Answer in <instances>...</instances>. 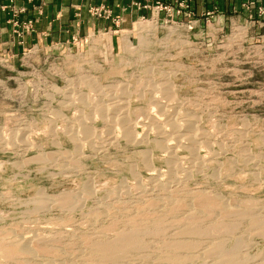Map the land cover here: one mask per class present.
I'll return each mask as SVG.
<instances>
[{
    "label": "rangeland",
    "instance_id": "obj_1",
    "mask_svg": "<svg viewBox=\"0 0 264 264\" xmlns=\"http://www.w3.org/2000/svg\"><path fill=\"white\" fill-rule=\"evenodd\" d=\"M148 10L130 25L113 21L78 35L79 42L0 55V264H114L96 256L94 245L129 230L145 245L126 249L115 264H172L163 254L173 249L183 264H218L215 246L235 249L237 264H264V27ZM14 21L22 44L27 20ZM65 77L84 104H52L59 117L49 124L46 88L60 87ZM162 77L172 103L162 104L161 116L177 125L193 115L191 130L204 141L197 149L181 144L172 158L152 149L154 131L143 122L155 103L146 82L157 85ZM115 81L127 83L132 130L149 149L119 138L100 153L85 143L75 156H58L73 150L66 128L76 115L90 117L89 128L100 132V117L90 111L106 101L95 91ZM18 130L24 136H14ZM20 137L28 148L17 155ZM25 245L29 254L18 250Z\"/></svg>",
    "mask_w": 264,
    "mask_h": 264
},
{
    "label": "bare ground",
    "instance_id": "obj_2",
    "mask_svg": "<svg viewBox=\"0 0 264 264\" xmlns=\"http://www.w3.org/2000/svg\"><path fill=\"white\" fill-rule=\"evenodd\" d=\"M163 74V73H162ZM158 76V75H157ZM166 77V76H165ZM162 77L163 81L164 78ZM168 77V74H167ZM64 78V77H63ZM147 79V78H146ZM158 79V78H157ZM166 80L168 78H165ZM149 80V79H148ZM146 80V81H148ZM71 79L65 77L64 81L62 82L63 84L60 87H52L49 86L46 89L50 90L52 93H47L44 94V98L46 100V105L48 107V109H46V114H48V116L46 117L47 120L50 123H56V116L59 117V115H56L55 117L52 115H55V113L50 109V106L52 104L58 105L59 107H70V108H74L75 104H78V102H81V104L84 102L83 101V97L85 96L82 93H79V91L76 90V87L74 89V87L69 86V84L72 85V83H70ZM158 81V80H157ZM169 81V80H168ZM150 81H148V84L146 82V85H148L147 89L150 94L152 95V98L154 97V104H150L149 107L154 108V112H152V109L150 112H152L151 115L146 116L145 115V111L143 112V114L145 115L146 120L143 122H146L148 124L149 127H151V131H154V135H155V140L154 143L152 144L153 147L152 149H160V151H162L164 153V155H167L166 158H172V154L174 152L175 149H177V147H180L181 144L183 145H188V149H197L196 147L198 146V144L202 143V142H197L196 140H198L197 134L198 131L196 133V130H191V127H194V123H195V118L193 117V115H183L182 119L180 120V122H178V124H175V121L173 119V121L169 120L168 118L162 117L161 116V106L162 104H171L172 102H170L166 97L167 92L171 93V86L170 83L168 85V82H162V83H158L157 85H149ZM144 83V82H143ZM153 83V82H151ZM156 83V82H155ZM154 83V84H155ZM144 85V84H143ZM150 86V87H149ZM173 86V84H172ZM125 87H127V83H122V82H116L115 84H111V85H107L103 88H99L95 91V98L99 101H106L105 103H101L100 105H96L95 107L92 108V110L90 111L91 115H96L97 117H100V121L101 123V128L99 129V133L95 134V132H93L88 124H90L89 120L90 117L84 118H78V115H76L72 121V123H74V125L70 124L71 126L69 128H66V124H65V128H66V132L68 131L69 133L66 134V137L71 141L72 143V149L71 151H56L58 152V156H69V158L74 155L77 151L78 148L81 150V146L84 145L85 143H88L87 145L89 146L88 148H90L92 150V152H99L102 151L103 149H107V147H109L110 145L114 144L119 138H123L128 140H134V143L136 146L134 147L135 149H146L147 146L145 148H143V146L141 147L140 145H142V143L145 142V137L144 135L139 136V134H137L136 132H134V129L132 130L133 127H135V123L131 121V117L130 116V96L129 94L124 91ZM174 88V87H173ZM159 90L162 91L160 95H163V98H166L168 100L167 101H163V98L161 99L159 96H156V92L155 90ZM173 91V90H172ZM158 92V91H157ZM146 94V93H145ZM175 95V94H174ZM173 95V96H174ZM83 96V97H81ZM172 96V95H170ZM175 97V96H174ZM169 98V97H168ZM187 101V100H186ZM153 102V101H152ZM162 102V103H159ZM185 102V101H184ZM176 103V102H175ZM80 104V103H79ZM78 104V105H79ZM84 104V103H83ZM82 104V105H83ZM99 104V103H98ZM175 105V104H173ZM171 105V107L173 106ZM178 105V104H176ZM80 106V105H79ZM78 106V107H79ZM164 106V105H163ZM162 106V108H163ZM170 106V105H169ZM166 107V106H165ZM164 107V108H165ZM170 107V108H171ZM135 108V107H134ZM146 108V107H145ZM174 108V107H173ZM142 109V108H141ZM140 109V110H141ZM150 109V108H149ZM176 109V108H175ZM174 109V110H175ZM173 110V109H172ZM165 112V111H164ZM174 112V111H173ZM181 112V111H180ZM210 112V111H209ZM142 114V112H140ZM170 113V111H169ZM184 113V112H183ZM181 113V114H183ZM139 115V113H137L138 116H142L143 115ZM174 114H176V110L174 112ZM180 114V113H179ZM187 114V113H186ZM51 115V116H50ZM136 115V116H137ZM135 117V121L136 118ZM170 116V115H169ZM172 116V115H171ZM173 117V116H172ZM141 119V117H139ZM198 118V117H197ZM199 119V118H198ZM177 120V119H176ZM62 122V120H61ZM142 122V121H141ZM137 123V122H136ZM140 123V121L138 122ZM145 123V124H146ZM69 124V123H68ZM144 124V125H145ZM52 125V124H51ZM138 125V124H137ZM136 125V126H137ZM147 126V125H146ZM18 127V126H17ZM68 127V126H67ZM144 127V126H143ZM153 127V128H152ZM16 128V127H15ZM94 128V127H93ZM148 128V127H147ZM27 129V128H25ZM110 129L112 131H110ZM193 129V128H192ZM16 131V130H15ZM21 130H18L17 134L14 135L17 137V135L20 136H24V132H20ZM28 132V129H27ZM26 133V132H25ZM200 133V132H199ZM95 134V135H94ZM202 133L198 134L201 135ZM205 135V134H204ZM26 136V135H25ZM203 136V135H201ZM19 137V136H18ZM53 137V136H52ZM15 138V137H14ZM21 138V137H20ZM23 138V137H22ZM21 138V140L19 142L14 141V145H13V149L16 150V154L17 155H22L23 152L26 151V149L28 148V146L25 144V141ZM153 138V137H152ZM200 138V137H199ZM203 138V137H202ZM147 139V138H146ZM15 140V139H14ZM121 140V139H120ZM8 141V140H7ZM12 141V140H10ZM93 141V143H92ZM126 141V142H127ZM147 141V140H146ZM7 143V142H6ZM90 143V145H89ZM92 143V145H91ZM123 143V142H122ZM125 143V142H124ZM206 143V142H205ZM132 144V145H133ZM186 147V146H185ZM4 148V147H2ZM8 148V147H7ZM12 148V147H11ZM187 148V147H186ZM149 149V148H147ZM79 150V151H80ZM90 150V151H91ZM66 151V152H65ZM89 151V150H88ZM91 152V153H92ZM146 151L141 150L138 151V154H145V156L142 155V158L145 160L147 157V160L145 161V164L148 166V156L145 153ZM148 152V151H147ZM79 153V152H77ZM81 153V152H80ZM83 153V152H82ZM97 154V153H96ZM137 154V153H136ZM149 154V153H147ZM38 155V154H37ZM55 155V156H57ZM79 155V154H77ZM76 155V156H77ZM75 156V155H74ZM73 156V157H74ZM42 159V156L39 157ZM141 157V156H140ZM65 158V157H64ZM66 159V158H65ZM70 160V159H69ZM167 160V159H166ZM173 160V159H172ZM68 161V160H67ZM144 162V161H143ZM167 163V162H166ZM168 163L170 164L171 161H168ZM172 166V165H171ZM170 168V166H169ZM172 169V168H171ZM169 170V169H168ZM64 172V171H63ZM69 172V171H68ZM158 172V171H157ZM151 191V190H150ZM85 192V191H84ZM204 194V193H203ZM37 198L42 200V199H47L46 197L42 196V195H37ZM36 198V199H37ZM64 198V197H63ZM48 199H51V197H49ZM75 199V198H74ZM213 200H216L219 204V206H221L222 209H226L227 211L225 213H227L228 211L230 212L229 209H227V205H225L223 202H221V200L218 197H214L212 198ZM55 200V199H54ZM56 201V200H55ZM54 202V201H53ZM225 202V201H224ZM229 206V205H228ZM246 214V213H245ZM250 215V214H249ZM257 215V214H256ZM252 218V217H251ZM250 218V219H251ZM255 218V217H254ZM258 218V217H257ZM254 224V223H253ZM233 228V227H232ZM263 228V227H262ZM128 231V230H127ZM130 231V230H129ZM127 232L124 234H120L115 238V239H111V240H103V241H97L98 243L95 244V250L93 248L94 251H96L98 255L96 256H100L101 260H115V261H110V263H117L116 260L119 258V256L122 255V252H126L125 250L128 249L130 250V248H134L138 243H142L137 241V239H134L132 232ZM119 232V231H118ZM122 232V231H121ZM138 232V231H137ZM135 235V233H134ZM136 236V235H135ZM138 236V235H137ZM136 238V237H135ZM168 240V239H167ZM191 240V239H190ZM93 242V241H92ZM183 243V242H182ZM179 244L178 247L180 248H185L186 244ZM143 246L145 245L144 243H142ZM185 244V245H184ZM223 244V243H222ZM189 245V243L187 244ZM138 246V245H137ZM140 246V245H139ZM212 246V245H211ZM222 246V245H221ZM20 248H18V250L23 253V254H29V248H27V246H18ZM142 247V245H141ZM170 248V246H169ZM212 248V247H211ZM136 249V248H135ZM134 249V250H135ZM142 249V248H141ZM17 250V251H18ZM127 250V252H128ZM140 250V249H139ZM167 250V249H166ZM169 250V249H168ZM170 250L168 252L174 253ZM180 250V249H179ZM185 250V249H184ZM188 250V249H187ZM213 250L215 251V254L217 256L214 255V257H216L217 259V263L218 264H237V260L236 257L233 255V251L225 253L226 250H221L220 247L215 246L213 248ZM212 251V250H211ZM228 251V250H227ZM226 251V252H227ZM90 252V251H89ZM126 252V253H127ZM130 252V251H129ZM133 252V251H132ZM178 252V251H177ZM181 252V250H180ZM183 252V251H182ZM181 252V254H183ZM91 253V252H90ZM89 253V254H90ZM125 253V254H126ZM166 254V256L163 254L164 257L170 259V262L172 264H183L182 262H180L181 260H179V258L174 255V254ZM203 253V252H202ZM201 253V254H202ZM214 253V252H213ZM212 253V254H213ZM177 254V253H176ZM19 255V254H18ZM95 256V254H93ZM180 255V253H179ZM185 255V254H184ZM95 256V257H96ZM123 256V255H122ZM145 256V255H144ZM162 256V257H163ZM202 256V255H201ZM158 257V256H157ZM117 258V259H116ZM146 258V257H144ZM161 258V257H160ZM142 259V258H141ZM150 259V258H149ZM154 259V258H153ZM183 259V258H181ZM186 259V258H185ZM143 260V259H142ZM157 260V259H156ZM164 260V259H163ZM189 261V259H187ZM186 260V261H187ZM167 261V260H166ZM185 261V260H184ZM239 261V260H238ZM103 262V261H102ZM119 262V261H118ZM168 262V261H167ZM166 262V263H167ZM168 262V263H170ZM163 263V262H162ZM126 264V263H125Z\"/></svg>",
    "mask_w": 264,
    "mask_h": 264
},
{
    "label": "crops",
    "instance_id": "obj_3",
    "mask_svg": "<svg viewBox=\"0 0 264 264\" xmlns=\"http://www.w3.org/2000/svg\"><path fill=\"white\" fill-rule=\"evenodd\" d=\"M152 4L159 1L177 8L181 0H0V55L18 53L23 47L35 44H63L73 35H83L112 26L115 18L122 26L130 25L140 14H148L150 7L138 8L132 2ZM201 22L210 19L260 22L264 27V0H182ZM92 5L109 9V15H95ZM263 11V12H262ZM210 15V17L208 16ZM31 20L32 29L25 33L23 45L18 43L14 20ZM264 29V28H263Z\"/></svg>",
    "mask_w": 264,
    "mask_h": 264
},
{
    "label": "built area",
    "instance_id": "obj_4",
    "mask_svg": "<svg viewBox=\"0 0 264 264\" xmlns=\"http://www.w3.org/2000/svg\"><path fill=\"white\" fill-rule=\"evenodd\" d=\"M132 5L133 6H136L138 8H141V7H150L152 9L157 10V11L166 9L167 11H175V13H180L181 11L187 9L186 8L187 5L182 0L178 2V5H177V8L176 9H173L171 6H169L167 4H163V3L159 2V1H156V2H154L152 4H150V5L149 4H141L138 1H134V2H132ZM101 8H99V7H92V8H90V12L93 13V14H95V15H101L102 13H106L107 12V10H105L103 8L101 9ZM190 13H191V11H190ZM114 21L116 22V24H118L117 23L118 22L117 19H114ZM13 23L15 25V32H18L17 27L19 26V24H18L19 22L18 21H14ZM25 28H26V32L31 31V29H32V21L31 20H27L26 21ZM71 38H72L71 40L73 42H75V41L77 42V40L79 42V36L78 35H73ZM34 48L36 49V47L32 46V49H34Z\"/></svg>",
    "mask_w": 264,
    "mask_h": 264
}]
</instances>
